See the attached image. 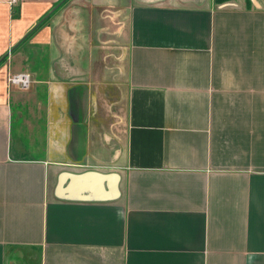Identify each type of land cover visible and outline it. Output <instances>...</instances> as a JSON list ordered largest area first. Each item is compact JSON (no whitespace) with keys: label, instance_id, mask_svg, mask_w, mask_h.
Masks as SVG:
<instances>
[{"label":"crops","instance_id":"crops-1","mask_svg":"<svg viewBox=\"0 0 264 264\" xmlns=\"http://www.w3.org/2000/svg\"><path fill=\"white\" fill-rule=\"evenodd\" d=\"M0 59V264H264V0H0Z\"/></svg>","mask_w":264,"mask_h":264},{"label":"built area","instance_id":"built-area-1","mask_svg":"<svg viewBox=\"0 0 264 264\" xmlns=\"http://www.w3.org/2000/svg\"><path fill=\"white\" fill-rule=\"evenodd\" d=\"M15 2V0H10V3ZM5 83L8 87H15L18 90H28L32 79L28 72H13L8 73L5 79Z\"/></svg>","mask_w":264,"mask_h":264},{"label":"rangeland","instance_id":"rangeland-1","mask_svg":"<svg viewBox=\"0 0 264 264\" xmlns=\"http://www.w3.org/2000/svg\"><path fill=\"white\" fill-rule=\"evenodd\" d=\"M23 72H25V71H23ZM105 92H106V91H105ZM104 96L107 97L106 93H105ZM107 98H108V97H107ZM121 102H122V101L117 100L116 102H114V103L111 104V110H112V112H115V113H123V106H124V105H122L121 107L118 106V105H120ZM100 103H102V104H106L105 99H104V100H101ZM98 104H99V103H98ZM99 105H100V104H99ZM104 107H105V106H104ZM101 109H102V107H101ZM102 113L105 114V111L102 110Z\"/></svg>","mask_w":264,"mask_h":264},{"label":"trees","instance_id":"trees-1","mask_svg":"<svg viewBox=\"0 0 264 264\" xmlns=\"http://www.w3.org/2000/svg\"><path fill=\"white\" fill-rule=\"evenodd\" d=\"M226 1H229V0H214V2L216 3H222V2H226ZM43 21V20H42ZM42 21H40L38 24L42 23ZM38 26V25H37ZM36 26V27H37ZM2 59H0V62H1Z\"/></svg>","mask_w":264,"mask_h":264},{"label":"water","instance_id":"water-1","mask_svg":"<svg viewBox=\"0 0 264 264\" xmlns=\"http://www.w3.org/2000/svg\"><path fill=\"white\" fill-rule=\"evenodd\" d=\"M56 69H57V68H56ZM58 69H60V67H59ZM58 69H57V71H58ZM58 75H62V73H59Z\"/></svg>","mask_w":264,"mask_h":264}]
</instances>
